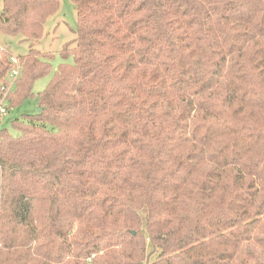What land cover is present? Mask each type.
<instances>
[{
	"label": "trees",
	"instance_id": "16d2710c",
	"mask_svg": "<svg viewBox=\"0 0 264 264\" xmlns=\"http://www.w3.org/2000/svg\"><path fill=\"white\" fill-rule=\"evenodd\" d=\"M54 55L0 46V264H264V1L71 0ZM59 0H3L38 43ZM54 71V72H53ZM12 84V85H11Z\"/></svg>",
	"mask_w": 264,
	"mask_h": 264
},
{
	"label": "rangeland",
	"instance_id": "374dc122",
	"mask_svg": "<svg viewBox=\"0 0 264 264\" xmlns=\"http://www.w3.org/2000/svg\"><path fill=\"white\" fill-rule=\"evenodd\" d=\"M59 1L60 8L56 14L48 19L45 25V36L41 41L32 44V42L25 39L22 35L1 34L0 46L14 58L27 55L32 46L42 53H51L54 55V60L52 61L54 71L64 62L72 64L74 62L73 56L64 60L62 58V52L65 48H74L76 45L77 31L79 27L78 14L76 7L71 0ZM255 1L263 2L264 0ZM2 10L3 0H0V12ZM52 75L42 78L35 83L33 89L35 98L8 111L7 115L0 123V129H8L12 135H18L17 130L12 126V122L16 119H22L24 115H33L37 113L38 95L45 91Z\"/></svg>",
	"mask_w": 264,
	"mask_h": 264
},
{
	"label": "built area",
	"instance_id": "2783aa9c",
	"mask_svg": "<svg viewBox=\"0 0 264 264\" xmlns=\"http://www.w3.org/2000/svg\"><path fill=\"white\" fill-rule=\"evenodd\" d=\"M11 60H12V63L14 65V67H15L14 71L10 75V79L12 80V83H13V81L15 80V78L18 75V65H19V63H18L17 58L12 57ZM6 95H7V93L5 94V96L2 98V100L0 102V123L2 122L3 118L7 115L8 111H9V108H8V105H7V102H6Z\"/></svg>",
	"mask_w": 264,
	"mask_h": 264
},
{
	"label": "water",
	"instance_id": "95a60500",
	"mask_svg": "<svg viewBox=\"0 0 264 264\" xmlns=\"http://www.w3.org/2000/svg\"><path fill=\"white\" fill-rule=\"evenodd\" d=\"M38 111L40 112L41 111V108H38Z\"/></svg>",
	"mask_w": 264,
	"mask_h": 264
}]
</instances>
